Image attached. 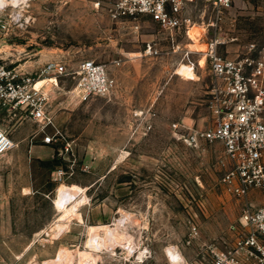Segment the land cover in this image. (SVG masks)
Instances as JSON below:
<instances>
[{
    "label": "rangeland",
    "instance_id": "374dc122",
    "mask_svg": "<svg viewBox=\"0 0 264 264\" xmlns=\"http://www.w3.org/2000/svg\"><path fill=\"white\" fill-rule=\"evenodd\" d=\"M113 2L0 0V63L30 72L54 60L70 71L93 60L114 82L108 95L83 97L71 75L47 80V126L0 106V126L15 143L0 156V264H171L170 247L180 264H204L211 249L232 247L230 225L245 209L264 206V190L244 198L224 191L220 142L184 140L212 121L209 43L222 56L264 61V0H237L219 16L208 1L188 5L198 41L174 43L147 16L112 19ZM147 42L160 53L147 55ZM188 58L201 66L185 74ZM64 186L77 191L67 206ZM117 220L130 247H101V228L111 237ZM64 253L71 263L59 260Z\"/></svg>",
    "mask_w": 264,
    "mask_h": 264
},
{
    "label": "built area",
    "instance_id": "2783aa9c",
    "mask_svg": "<svg viewBox=\"0 0 264 264\" xmlns=\"http://www.w3.org/2000/svg\"><path fill=\"white\" fill-rule=\"evenodd\" d=\"M199 1L210 2L219 16L237 0H114L108 10L116 20L149 17L165 35L164 39L174 43L177 36H189L192 25L185 15L186 7ZM215 44L209 43L205 53L211 78L207 107L212 121L205 128L188 132L184 140L188 144L220 142L226 164L220 183L226 193L244 198L253 189L264 190V61H254L248 56L238 59L222 56L215 51ZM173 46V51L180 48L177 43ZM145 52L157 55L160 49L147 42ZM191 52L186 50L187 55ZM187 63L192 68L201 66L189 58ZM19 66L0 63V106L13 115L24 113L26 118L43 126L50 124V117L46 114L43 86L36 87L38 80L54 82L58 76L71 75L74 90L83 97L105 96L114 88L106 65L93 60H83L70 71L54 60L30 72ZM42 141L50 144L53 137L47 134ZM14 146L8 131L0 126V156ZM230 230L236 235L232 247L226 251L211 249L204 264H244L241 256L254 257L256 264H264V206L245 209Z\"/></svg>",
    "mask_w": 264,
    "mask_h": 264
},
{
    "label": "bare ground",
    "instance_id": "6f19581e",
    "mask_svg": "<svg viewBox=\"0 0 264 264\" xmlns=\"http://www.w3.org/2000/svg\"><path fill=\"white\" fill-rule=\"evenodd\" d=\"M195 27V26H194ZM193 27V28H194ZM192 28V26L189 28V30H188V35H190L189 37L191 38V41H193V42H197L198 40H196L192 35H194V31H193V28ZM190 29H191V31H190ZM190 31V32H189ZM199 36H197V38H198ZM193 49L194 50H196V51H205V47L207 48V46H206V44L205 45H203V44H196V43H194L193 44ZM205 59V58H204ZM184 66V68H185V74H190V73H192L193 72V68L190 66V65H183ZM47 80H49V81H53V79H40V80H38L37 81V83H36V87H41L42 86V84H44V82H46ZM52 83V82H51ZM41 85V86H40ZM64 194H65V202H64V205L65 206H67L69 203H71V202H73L74 201V199L77 197V191H75V190H72V189H69V188H66L65 189V191H64ZM125 224V223H124ZM127 224V223H126ZM129 224V223H128ZM115 225H116V231H114V233L112 234V236L110 237V235H108V231H107V227L106 226H104V227H102L101 228V230H100V232L101 233H105V234H107L106 235V239H103L102 241H103V243H102V241H101V243L102 244H100V246L101 247H113V245H115V244H120V245H127L128 247H130V244H131V239H130V236H128L122 229L121 230H119V227H120V225H121V220H117V222L115 223ZM131 226V225H130ZM132 226H134V225H132ZM128 228V227H127ZM109 229V228H108ZM102 235H104V234H102ZM103 237V236H102ZM105 237V236H104ZM124 238V239H123ZM101 239V238H100ZM175 250V249H174ZM166 252L169 254V256L171 257V259H169V261H170V263L171 264H180V262H182L181 260H182V258H181V256L178 254V253H176V252H174L173 250H172V247H170V248H167L166 249ZM71 254V253H70ZM69 253H64V254H61L60 256H59V260L61 261V260H64V261H68L69 263H71V261H72V257L73 256H71ZM82 255V254H81ZM80 255V257H82V258H84V256H81ZM88 256V257H87ZM168 256V255H167ZM79 257V258H80ZM86 257L87 258H89V257H91V256H89V254L88 255H86ZM169 257V258H170ZM92 258V257H91ZM93 259H95V258H93ZM92 259V260H93ZM88 260V259H87ZM94 262H95V260H94ZM65 263V262H64ZM185 263V262H184ZM51 264V263H50ZM53 264V263H52ZM55 264H57V262L55 263ZM182 264V263H181Z\"/></svg>",
    "mask_w": 264,
    "mask_h": 264
},
{
    "label": "crops",
    "instance_id": "0c3cea01",
    "mask_svg": "<svg viewBox=\"0 0 264 264\" xmlns=\"http://www.w3.org/2000/svg\"><path fill=\"white\" fill-rule=\"evenodd\" d=\"M65 188H67V187H65V186H64V187H63V189H62V190H61V192H60V195L62 196V198H63V196H64V194H63V193H64V191H63V190H64ZM59 202H60V203L63 205V203H62V200H61L60 196H59ZM68 205H69V204H68ZM63 206H64V205H63Z\"/></svg>",
    "mask_w": 264,
    "mask_h": 264
}]
</instances>
